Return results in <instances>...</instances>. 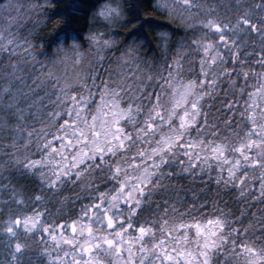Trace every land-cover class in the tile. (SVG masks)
<instances>
[{
    "label": "snow or ice",
    "instance_id": "obj_1",
    "mask_svg": "<svg viewBox=\"0 0 264 264\" xmlns=\"http://www.w3.org/2000/svg\"><path fill=\"white\" fill-rule=\"evenodd\" d=\"M0 65L7 264H264V0H3Z\"/></svg>",
    "mask_w": 264,
    "mask_h": 264
},
{
    "label": "trees",
    "instance_id": "obj_2",
    "mask_svg": "<svg viewBox=\"0 0 264 264\" xmlns=\"http://www.w3.org/2000/svg\"><path fill=\"white\" fill-rule=\"evenodd\" d=\"M225 0H223L224 2ZM20 2L24 5L25 8H27L29 5L31 4H35V3H43V0H20ZM148 2L150 3L151 0H148ZM227 2V0H226ZM0 3H3V0H0ZM25 16L27 15V13L24 14ZM43 20L42 16H38L35 13L32 14V19L31 21L27 20V19H22L21 23H20V27L22 28V32L21 35H27L28 32L30 31H37L39 29V24L37 23L38 21ZM161 22H165V21H161ZM173 27H175V25H172ZM179 32H177V37L180 36V34H178ZM121 37L117 36L116 39H120ZM37 44L40 43L39 40L36 41ZM143 55V52L141 53ZM152 53L150 52L145 59H152ZM43 58V57H41ZM221 107V103L220 101H216L215 102V107L212 109V115H211V119H217V118H225V113H223V111H217V109H219ZM7 175V173L5 174ZM10 181L12 184H14L17 187H24L25 193L28 194L32 191V189L34 187H37L38 185L35 184L34 181H32L30 178H24L21 177L19 174L13 173L10 177ZM183 188L180 191V196L181 197H185L186 199H188L189 201L191 200V194L192 191H196V192H200V189L203 187L202 184H200L199 182H196L195 184L190 183L188 180H182L179 182ZM191 190V191H190ZM216 194V190L214 185H209L207 190H206V194L202 193L201 195L205 196V198L211 199L212 197H214ZM63 195H70V193L65 192ZM220 198L223 200H229L230 201V196L229 195H225L224 193H220ZM7 199V195L0 192V220L4 219V217L7 215L8 212V208L9 206L5 205L3 203L4 200ZM56 205L53 204H49V208L52 212L56 211ZM78 207V206H77ZM72 205L69 204L67 206V209L69 211H71ZM147 214V213H146ZM5 240L0 237V264H7V260H8V251L7 248L5 246ZM31 247L35 248V245H31ZM26 259H28V255L26 254ZM32 260L34 262V264H36L35 261V257H32Z\"/></svg>",
    "mask_w": 264,
    "mask_h": 264
},
{
    "label": "rangeland",
    "instance_id": "obj_3",
    "mask_svg": "<svg viewBox=\"0 0 264 264\" xmlns=\"http://www.w3.org/2000/svg\"><path fill=\"white\" fill-rule=\"evenodd\" d=\"M224 2L226 3V0H225ZM178 34H180V36H181V35H183V32L181 31V32H179ZM189 35H191V34H189ZM180 36H179V37H180ZM179 37H177V38H179ZM40 59L43 60V58H41V57H40ZM0 67H2V65H0Z\"/></svg>",
    "mask_w": 264,
    "mask_h": 264
}]
</instances>
